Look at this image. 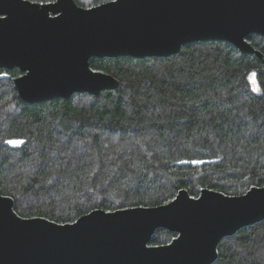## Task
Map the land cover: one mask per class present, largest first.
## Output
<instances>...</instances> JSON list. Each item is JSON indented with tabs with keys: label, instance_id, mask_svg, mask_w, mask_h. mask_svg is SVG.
<instances>
[{
	"label": "trees",
	"instance_id": "16d2710c",
	"mask_svg": "<svg viewBox=\"0 0 264 264\" xmlns=\"http://www.w3.org/2000/svg\"><path fill=\"white\" fill-rule=\"evenodd\" d=\"M247 40L263 59L224 40L168 57H92L117 88L29 105L11 82L22 72L1 68L0 194L22 217L64 224L94 209L162 205L181 189L197 197L264 186V36ZM175 236L159 228L150 244ZM213 264H264V220L223 238Z\"/></svg>",
	"mask_w": 264,
	"mask_h": 264
},
{
	"label": "water",
	"instance_id": "95a60500",
	"mask_svg": "<svg viewBox=\"0 0 264 264\" xmlns=\"http://www.w3.org/2000/svg\"><path fill=\"white\" fill-rule=\"evenodd\" d=\"M250 34L264 36V0H0V69L22 72L11 82L23 104L68 100L119 86L92 57H168L224 40L263 59ZM262 220L264 186L241 195L203 188L197 197L181 189L162 205L94 209L64 224L22 217L0 194V264H213L223 238ZM159 228L176 236L151 245Z\"/></svg>",
	"mask_w": 264,
	"mask_h": 264
},
{
	"label": "rangeland",
	"instance_id": "374dc122",
	"mask_svg": "<svg viewBox=\"0 0 264 264\" xmlns=\"http://www.w3.org/2000/svg\"><path fill=\"white\" fill-rule=\"evenodd\" d=\"M251 83H252V87L254 88V90L258 91L259 88H258V85L254 79V77H251ZM14 141H21V140H14ZM22 142V141H21ZM21 143L19 144H12V145H20Z\"/></svg>",
	"mask_w": 264,
	"mask_h": 264
},
{
	"label": "snow or ice",
	"instance_id": "6c2138e0",
	"mask_svg": "<svg viewBox=\"0 0 264 264\" xmlns=\"http://www.w3.org/2000/svg\"><path fill=\"white\" fill-rule=\"evenodd\" d=\"M8 143L10 144H19V143H22L21 141H8Z\"/></svg>",
	"mask_w": 264,
	"mask_h": 264
}]
</instances>
